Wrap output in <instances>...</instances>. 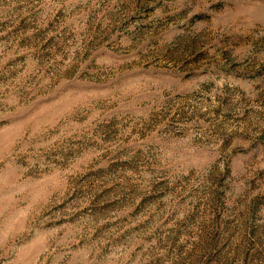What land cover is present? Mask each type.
I'll use <instances>...</instances> for the list:
<instances>
[{"label": "rangeland", "instance_id": "rangeland-1", "mask_svg": "<svg viewBox=\"0 0 264 264\" xmlns=\"http://www.w3.org/2000/svg\"><path fill=\"white\" fill-rule=\"evenodd\" d=\"M0 264H264V0H0Z\"/></svg>", "mask_w": 264, "mask_h": 264}]
</instances>
